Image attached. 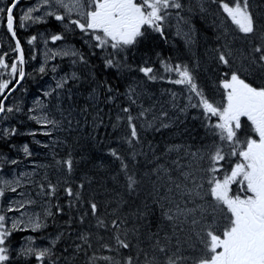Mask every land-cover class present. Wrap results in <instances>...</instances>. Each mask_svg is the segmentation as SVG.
Segmentation results:
<instances>
[{
    "label": "snow or ice",
    "instance_id": "6c2138e0",
    "mask_svg": "<svg viewBox=\"0 0 264 264\" xmlns=\"http://www.w3.org/2000/svg\"><path fill=\"white\" fill-rule=\"evenodd\" d=\"M20 2L0 0V27L14 42V47L9 45L14 58L9 59L8 52L0 54V121L7 125L0 126V143L30 158L28 144L9 143L13 136L29 135L34 144L48 150L51 162L33 161L31 170H25L24 161L0 152V264H78L81 254L83 264H264V0H198L196 5L185 0H32L17 15ZM195 9L212 20L216 45L206 50L203 68L212 74L215 99L198 81L199 58L191 63L179 57L174 61L158 52L160 69L147 60L134 67L128 59L129 52L148 41L167 43L173 28L190 51ZM52 21L59 31L27 37L32 58L37 52L41 56L33 72L41 76L50 72L54 81L28 107L16 96L24 90L26 77H33L26 72L17 28L47 26ZM69 36L79 37L81 47ZM38 38L44 43L42 49L35 48ZM48 40L62 43L49 47ZM97 57L105 69H115L122 78L125 72L138 70L146 81L181 86L180 93L164 90L171 97L165 103L172 112L163 104L157 109L156 101L144 106L147 83L143 78H133L124 92L110 80L98 79L90 71V62ZM57 58L69 62L70 70L63 75ZM81 90L87 91L86 106L76 102ZM101 104L109 109L113 130L123 128L118 139L126 145L127 155L108 148L112 162L119 165L112 175L119 188L93 186L87 174L74 188V181L68 179L79 163L73 146L67 145V156L57 159L56 148L66 140L52 137L76 132L81 127L78 117L95 130L104 122ZM190 109L196 110L193 120L200 121L209 143L195 151L191 145L167 144L159 155L155 145H144L142 133L184 123L180 117ZM16 114L38 128L20 133L10 123ZM37 135L49 142L36 139ZM173 153L176 158L170 159ZM139 157L151 165L143 174L137 171L142 166ZM49 169L64 178L53 183ZM145 178L150 189L143 187ZM141 191L146 193L144 200L124 212L125 206L131 208L126 197L139 196ZM157 212L153 231L144 221ZM50 220L58 231L54 236L42 235ZM27 231L38 235L22 237L17 247L13 234ZM102 251L109 254L98 255Z\"/></svg>",
    "mask_w": 264,
    "mask_h": 264
},
{
    "label": "trees",
    "instance_id": "16d2710c",
    "mask_svg": "<svg viewBox=\"0 0 264 264\" xmlns=\"http://www.w3.org/2000/svg\"><path fill=\"white\" fill-rule=\"evenodd\" d=\"M189 2L193 5H196L198 0H185V3H189ZM256 2L259 3L260 0H256ZM173 23H175V21H173ZM191 23L195 29V36H193V44H192L190 51L188 48H186L185 41H183L184 39H182L181 36H177L175 32L171 30L168 33V37L171 38V41L168 40L167 43H165V41H163L162 39H157L154 42L148 41L144 45H141L138 51L134 50L133 52H129L128 53L129 63L132 64L134 67H136L139 65V62L142 58L150 59L149 66H153L156 69H160L159 61L156 56V53L159 52L161 58H168L169 56H172L174 61L176 57H179L180 60L191 63L194 59L199 58L203 66V64L207 60V57L205 56L206 50L209 48H213L216 45V42L214 39V32L211 26L212 20L210 17L203 18L199 14L198 9H195V14L192 16ZM185 31H187L186 28H185ZM2 32L5 33L6 36H8V34L6 33V30L3 27H0V35H2ZM22 41L24 43L23 46L25 47L27 39L22 40ZM69 41L75 43V46L77 48L81 47V41L79 40V37H76V38L72 37ZM199 46L202 48V53H199V50H200ZM153 61H154V64H153ZM90 63L92 65L90 71L95 73L98 79L110 80L112 85L115 88H117L120 92L125 91V84H127L129 77L136 76V75H142L137 70L132 73L125 72L122 78L120 75L116 73L115 69H105L103 66V61L99 57L93 59ZM77 71H83V69H77ZM203 71H204V68H203ZM199 74H200V70L197 73V76H199ZM33 77H26L23 83L24 87L26 85H29L30 87L31 84L37 82L38 76L36 74H33ZM209 77H208V82H211L212 80ZM27 79L30 80L29 83L27 82ZM160 82H166V81H161V80L156 81V83H160ZM86 97H87V91L81 90L80 95L78 96L77 101H76L77 104L86 106L84 104ZM100 107L104 113V118H103L104 122L101 123L99 127H96L95 130L90 125L83 124V117H78L81 120V127L76 132H72V134L69 135V133L65 131V132H61L59 135V138L66 140V143L63 146H59L56 148V152L58 153L57 159L65 158L67 156V153L70 150L67 145L70 144L73 146L71 150L73 152V156L75 160L79 161V163L76 164L73 175L71 177H68V179L74 181L73 183L74 188L76 184L80 182V177L85 174L92 177L93 186H96L97 184L102 183V184L107 185L109 189L119 188V185L114 184L112 181V175L115 174V171L119 167V165H118V162L116 163L112 162V157L108 155V148L109 147L118 148L122 151V154L127 155L126 145H123L118 139V137L123 134V128L113 130V128L111 127V124L109 123L108 107H106L103 104H101ZM19 118H22V117L19 116ZM88 119L90 121L91 116H89ZM111 119L113 121L115 120V109L113 110L111 114ZM196 122L200 125L199 120H196ZM12 124L15 125V123H12ZM29 126L31 125H25L23 128L18 126L20 133H27L25 128ZM73 127H75V121L73 122ZM22 130H25V131H22ZM159 134L160 133L155 135V133L151 131L142 133V140H143L144 145L147 146L149 142L155 145L159 149V151L157 152V155H159L161 152V148L156 145ZM22 135H19L18 137L13 136L11 140L9 141V143L16 144L17 146H21L25 144L26 142H30L29 138L25 136L26 134H22ZM200 136L204 138L206 137V134L203 133V134H200ZM55 137H58V136H55ZM93 137H95V139H93ZM188 143H189L188 139H183L181 143L175 142L174 144L185 145ZM167 144H171V143H167ZM31 147H32V153L33 154L36 153L35 147L33 145H31ZM0 152H3L11 157H17L16 154L12 153L13 151L10 150L8 146L3 143H0ZM9 152L12 153V155H10ZM45 153H46L45 155L46 157L44 159H40V156L36 157V154L30 157L29 159L38 160V161L41 160L45 162L48 159L51 161L50 154H48V152H45ZM81 157H84V158L81 159ZM175 158H176V153H173L170 159H175ZM138 159L140 160L142 166L139 169H137V171L140 174H143L146 170H149L151 168V165H147V162L144 160L143 157H139ZM94 166H102V167H94ZM173 174L175 175L176 173H173ZM51 177H52L51 181L53 183H56L58 179L62 180L64 178L61 174L57 179H54V176H51ZM153 178H155V176H153L151 179ZM119 179L122 181L123 177L121 176ZM143 187L148 188V189H150L151 187L150 181L147 178H145V180L143 181ZM145 195L146 193L144 191H141L139 196H137L136 194H133L131 198L126 197V199H129L131 208H129L128 206H125L124 212L127 213L130 210H134L136 205L140 204L144 200ZM103 198H104L103 196L100 197L101 200ZM56 202L57 201L55 200L52 201L53 204H55ZM61 202L65 203L63 194H61ZM65 207H66V203H65ZM101 211L102 212L105 211L103 207L101 208ZM158 215H159L158 212L155 215H149L144 221L145 225H148V224L152 225L153 231H155V224H156ZM48 223H49V227L45 230V232L42 235L54 236L56 232L58 231L57 226L56 224H53L51 220ZM58 223L62 224L63 221L61 220ZM85 228H87V224H85ZM16 234H20V233L17 232ZM37 235L38 234H35V236ZM18 238H19L18 236H14V235L12 236V240L15 243V245H17L21 241ZM63 247H64V244L61 243L60 248H63ZM108 254L109 253L106 251H102L98 253V255H108ZM89 255H91V253H89ZM83 259H84L83 254H81L78 264H83Z\"/></svg>",
    "mask_w": 264,
    "mask_h": 264
},
{
    "label": "rangeland",
    "instance_id": "374dc122",
    "mask_svg": "<svg viewBox=\"0 0 264 264\" xmlns=\"http://www.w3.org/2000/svg\"><path fill=\"white\" fill-rule=\"evenodd\" d=\"M31 2H32V0H23V4H22L23 7L18 9L19 10L18 11V15L22 14V9H25L26 6L29 5ZM18 30H20V29H18ZM26 30H23V32H26ZM28 37H29V35H28ZM206 39H207V37H206ZM59 45L60 44H57V43L53 44V42L51 40H48V46L49 47H56V46H59ZM32 47L33 46H29V48H28V52H29L30 57H33V55H34V52L32 51ZM43 47H44L43 41L38 38L37 41L35 42V48L42 49ZM8 50H9L10 53H12L10 51V48H8ZM35 55H36V62H33L34 64L30 63V68L31 69L38 68L39 64L41 62V56L39 55V53L37 52V53H35ZM57 60H60V59L57 58ZM51 63L52 62H50V64ZM67 63H69V62L67 60H65L64 64H67ZM60 67L63 68L61 65H60ZM202 71H203V66L201 64L199 76H201ZM63 74H64V72L61 71L60 75H63ZM133 78L140 79V78H143V76L137 75V76H132L131 78H129L127 84H125V90H126V88L128 86V83H130ZM143 79H145V78H143ZM145 81H146V79H145ZM146 83H147V95L144 96L143 101H142L144 106L148 107V106H150L153 103V101H156V105L155 106H156L157 109H159L160 105L163 104L164 108L169 110V112L171 113L172 112L171 106L169 104L165 103L166 101L171 99V97L164 90L165 89H171L172 91H176L177 93H180L181 92V86H176V85H171V84H169L167 86H162V85H159L156 82H148V81H146ZM50 84H52L54 86V81L52 79V74L48 77V80H45V78H44L43 82L39 81V82L33 83V86L29 90L24 91L22 94H18L17 97H19L21 99V103L22 104H26L28 107H30L32 105V102L35 99V97L37 95H40L42 90L45 89ZM211 92L215 93V89L211 88ZM10 103H11V101H10ZM179 103L181 104V106L184 103L182 96H181V99H180ZM26 111H27V108H25V112ZM17 116H22V115L21 114H16V117ZM16 117L14 118L16 120V122H17V123H15V126H17V125L20 126V123L22 124V126L31 125V121H28L26 116H25L24 119L23 118H18V117L16 118ZM186 117L189 120L186 122L185 126H183V123H180L179 121H177L170 128L161 129L159 132H157L155 130H148V131H151V132L155 133V135L160 133L158 135V140H157L156 145L161 148V152H163L167 142L171 143V144H174V140L175 139L182 138V139H188V140L194 141V139L196 138V135H198V132H197L198 129H197L196 125H195L196 120H193V118L191 117V115L189 113H188V115ZM184 118H185L184 116L180 117L181 120H184ZM35 127H36L35 130H36L38 128V126L35 125ZM22 131H24V130H22ZM60 133L61 132L55 133V135L59 137ZM195 133H196V135H195ZM199 137L202 138L200 136V133H199ZM52 138L55 139L56 137L53 136ZM205 138H208V137L206 136V137H204V139ZM31 139L33 141L32 137H31ZM36 139H39V140L43 141L44 143H48L49 142V138H46V137H43V136H40V135H37ZM28 145H29L30 150H31V145L30 144H28ZM33 145L36 148H38V150H36V153H34V155L36 154V156L44 157V155L46 154L45 152H48L47 149H43V148H41L40 146H38V145H36L34 143H33ZM198 147L196 146V144H194V145L191 146V150L195 151ZM12 153H15L16 156L18 155V153L16 151H13ZM12 153H9V154L12 155ZM179 154L181 156L184 155L183 151H181ZM18 159L24 161L25 164L27 165L25 170H31L32 163L26 162L22 158H18ZM36 163H39V162H36ZM45 163H50V160H47V162H45ZM40 171H41V175H43V170H40ZM48 171H49L50 180H52L51 176H54V179H57L59 177V175H60V174L56 173L54 169H49ZM27 232H30V231H27ZM25 236H27V235H25ZM41 244H44V243H41Z\"/></svg>",
    "mask_w": 264,
    "mask_h": 264
},
{
    "label": "flooded vegetation",
    "instance_id": "af4514ba",
    "mask_svg": "<svg viewBox=\"0 0 264 264\" xmlns=\"http://www.w3.org/2000/svg\"><path fill=\"white\" fill-rule=\"evenodd\" d=\"M51 25H55L56 24V22L55 21H52L51 23H50ZM55 27H58V26H55ZM44 28H46L47 29V31H51L50 29H49V27L48 26H46V27H44ZM57 31H59V29L58 28H54V32H57ZM49 33V32H48ZM70 37V36H69ZM69 39V38H68ZM58 43H60V42H58ZM206 86H208V85H206ZM205 88V90L207 89L206 87H204ZM211 88H213V86H211ZM198 132V135H196V133H195V135H196V138L194 139V141H191V140H189V143L188 144H185V145H194V144H196V146L198 147H200L203 143H209L210 142V138H205V139H201L200 137H199V131H197Z\"/></svg>",
    "mask_w": 264,
    "mask_h": 264
},
{
    "label": "bare ground",
    "instance_id": "6f19581e",
    "mask_svg": "<svg viewBox=\"0 0 264 264\" xmlns=\"http://www.w3.org/2000/svg\"><path fill=\"white\" fill-rule=\"evenodd\" d=\"M22 4H23V0H21V2H20V5H22ZM19 32H20V30L17 29V33H19ZM2 43H3V40L0 39V44H2ZM30 87H31V86H30ZM188 120H189V119H188L187 117L184 118V120H183V121H184L183 126H185V124H186V122H187ZM195 125H196V127H197V129H198V131H199L200 134H203V133L206 134L204 128L201 127V125H199L197 122H195ZM24 131H25V130H24ZM9 153H10V152H9ZM45 155H46V154H45ZM45 155H44V157H41V156H40V159H44V158L46 157ZM36 157H39V156H36ZM12 158H16V157H12ZM47 160H48V159H47ZM46 162H47V161H46ZM50 162H51V161H50ZM44 163H45V161H44Z\"/></svg>",
    "mask_w": 264,
    "mask_h": 264
}]
</instances>
